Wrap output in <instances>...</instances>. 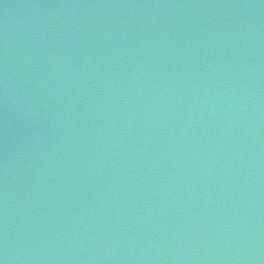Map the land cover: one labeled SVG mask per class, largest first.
Listing matches in <instances>:
<instances>
[{"label":"water","instance_id":"water-1","mask_svg":"<svg viewBox=\"0 0 264 264\" xmlns=\"http://www.w3.org/2000/svg\"><path fill=\"white\" fill-rule=\"evenodd\" d=\"M0 264H264V0H0Z\"/></svg>","mask_w":264,"mask_h":264}]
</instances>
